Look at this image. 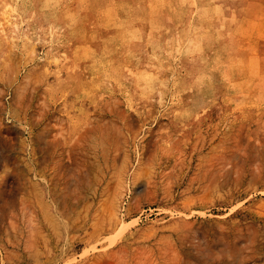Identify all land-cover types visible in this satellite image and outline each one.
I'll use <instances>...</instances> for the list:
<instances>
[{
	"label": "rangeland",
	"instance_id": "obj_1",
	"mask_svg": "<svg viewBox=\"0 0 264 264\" xmlns=\"http://www.w3.org/2000/svg\"><path fill=\"white\" fill-rule=\"evenodd\" d=\"M0 264H264V0H0Z\"/></svg>",
	"mask_w": 264,
	"mask_h": 264
},
{
	"label": "bare ground",
	"instance_id": "obj_2",
	"mask_svg": "<svg viewBox=\"0 0 264 264\" xmlns=\"http://www.w3.org/2000/svg\"><path fill=\"white\" fill-rule=\"evenodd\" d=\"M208 11V10H207ZM209 13V12H208ZM213 15V14H212ZM223 24V23H222ZM215 30V29H214ZM218 37V36H217ZM214 39V38H213ZM204 41V40H203ZM167 46V45H166ZM157 49V48H156ZM153 53V52H152ZM137 82V81H136ZM139 82V81H138ZM155 82V81H154ZM145 83V82H144ZM157 84V83H156ZM46 183V182H45ZM42 196V193L40 194Z\"/></svg>",
	"mask_w": 264,
	"mask_h": 264
}]
</instances>
